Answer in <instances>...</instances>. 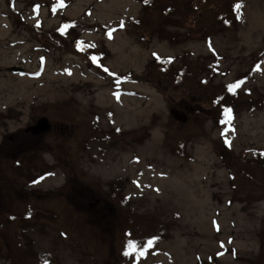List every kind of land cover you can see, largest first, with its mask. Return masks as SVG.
<instances>
[{
    "label": "rangeland",
    "instance_id": "rangeland-1",
    "mask_svg": "<svg viewBox=\"0 0 264 264\" xmlns=\"http://www.w3.org/2000/svg\"><path fill=\"white\" fill-rule=\"evenodd\" d=\"M48 1L0 0V264H264V0Z\"/></svg>",
    "mask_w": 264,
    "mask_h": 264
},
{
    "label": "trees",
    "instance_id": "trees-1",
    "mask_svg": "<svg viewBox=\"0 0 264 264\" xmlns=\"http://www.w3.org/2000/svg\"><path fill=\"white\" fill-rule=\"evenodd\" d=\"M64 1L65 0H49L48 2L51 4L50 7L55 9L59 3L60 5H62ZM79 26L80 23L76 21H71V22L64 21L61 23L60 27L57 30L53 32H47L46 37L47 38L52 37V39L56 40L59 36L62 35L68 36L70 32L75 31ZM39 34L40 37H43V33L40 32ZM74 49L76 50L77 53H83L84 56H86L87 59L89 58L93 63L98 62L103 57L101 54L98 53V51L95 48L88 46L85 42L79 41L78 38L75 41ZM93 58H95V60ZM173 61H174L173 59H167V58L163 59L160 57L159 59H157L156 64L159 66L163 74H167L171 69V65ZM180 76H185L184 70L180 71ZM244 81L245 78H242L237 83L232 84V85H237V87H235L233 91H229V88L226 87L223 94L221 96H217V99L214 100L215 103L220 105L222 101H225L226 99L233 97L240 89ZM259 154H261L262 158L264 159V151H261L255 153L254 160L255 158L256 159L258 158Z\"/></svg>",
    "mask_w": 264,
    "mask_h": 264
},
{
    "label": "water",
    "instance_id": "water-1",
    "mask_svg": "<svg viewBox=\"0 0 264 264\" xmlns=\"http://www.w3.org/2000/svg\"><path fill=\"white\" fill-rule=\"evenodd\" d=\"M14 71H19L18 69H13ZM172 117L181 123H186L188 117L185 113H182L176 109L171 110ZM50 129L48 120L46 118L40 119L34 127L26 130V133H31L32 135H40Z\"/></svg>",
    "mask_w": 264,
    "mask_h": 264
},
{
    "label": "snow or ice",
    "instance_id": "snow-or-ice-1",
    "mask_svg": "<svg viewBox=\"0 0 264 264\" xmlns=\"http://www.w3.org/2000/svg\"><path fill=\"white\" fill-rule=\"evenodd\" d=\"M238 9L239 7H241L240 5H237L236 6ZM95 60V58H93ZM105 71H108L107 69H105ZM235 87H237V85H229L228 88H229V91H233L235 89ZM230 111V110H226V114L227 112ZM149 243H151V241H149ZM129 247H132L131 244H129ZM128 253L126 252L125 255H127Z\"/></svg>",
    "mask_w": 264,
    "mask_h": 264
}]
</instances>
